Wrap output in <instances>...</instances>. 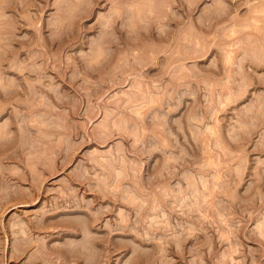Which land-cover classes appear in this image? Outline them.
Returning a JSON list of instances; mask_svg holds the SVG:
<instances>
[{
  "label": "rangeland",
  "instance_id": "obj_1",
  "mask_svg": "<svg viewBox=\"0 0 264 264\" xmlns=\"http://www.w3.org/2000/svg\"><path fill=\"white\" fill-rule=\"evenodd\" d=\"M0 264H264V0H0Z\"/></svg>",
  "mask_w": 264,
  "mask_h": 264
}]
</instances>
